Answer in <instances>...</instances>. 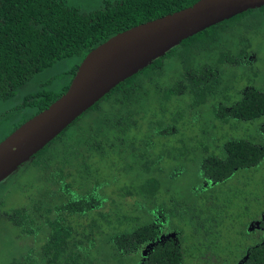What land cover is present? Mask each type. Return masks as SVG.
<instances>
[{"label":"trees","instance_id":"obj_1","mask_svg":"<svg viewBox=\"0 0 264 264\" xmlns=\"http://www.w3.org/2000/svg\"><path fill=\"white\" fill-rule=\"evenodd\" d=\"M195 1L106 0L82 11L0 0V129L10 123L0 140L62 94L97 44ZM263 15V5L246 9L182 39L19 166L34 174V195L0 215L26 245L4 264H264V239L247 229L264 226L259 206L238 219L260 199L255 187L264 191V63L251 47ZM50 69L47 90L3 110Z\"/></svg>","mask_w":264,"mask_h":264},{"label":"water","instance_id":"obj_2","mask_svg":"<svg viewBox=\"0 0 264 264\" xmlns=\"http://www.w3.org/2000/svg\"><path fill=\"white\" fill-rule=\"evenodd\" d=\"M262 5L264 0H196L187 7L128 27L97 44L80 60L62 94L0 140V182L114 85L152 59L214 23ZM250 228L248 225L247 229Z\"/></svg>","mask_w":264,"mask_h":264},{"label":"rangeland","instance_id":"obj_3","mask_svg":"<svg viewBox=\"0 0 264 264\" xmlns=\"http://www.w3.org/2000/svg\"><path fill=\"white\" fill-rule=\"evenodd\" d=\"M103 1L106 0H66L67 4L82 11L94 9L99 6L100 3H102ZM255 20L257 23L261 21V26L259 29H257V33L253 34V37L251 39L253 44H251V47H257L258 53L256 61L254 63L256 64V66L259 65L258 67H260V65H263L264 63V15L261 18ZM70 64L71 63L69 61L61 63L56 70L64 69ZM43 72L45 73L44 75L42 74ZM43 72L39 75H34L27 83L20 86L15 91L13 99L9 100L8 102H5L3 110L8 109L9 107L12 108L26 97H36L39 92L47 90L44 88V83L50 82L52 74H54V72L56 71L50 69ZM228 74V70H226L225 75ZM38 82L43 87H40V85L37 84ZM20 114L21 113H18V115ZM4 116L5 115L2 113L0 115V119H2ZM9 126L10 123L7 124L5 128L3 125V127L0 129V134L5 133L6 129L9 130ZM18 169L12 175H9L7 178L0 182V215L7 214L10 212V210L18 208L20 206L28 205L31 199L33 198L34 194L32 189L33 186L31 185V180L32 176L34 177V174H30L31 169L29 168H25L23 170ZM39 175L40 174L38 173V177ZM229 181L230 185H233L235 183V178L228 180V182ZM21 189H23V191H21ZM255 190V194L260 197V199L258 200L256 205H254L253 203L249 205V211H242V213L238 216L240 222L246 223L248 219L254 217L255 211L258 209L257 206H259V211H257V213L261 214V212L264 210V198H261V196H263L264 194V191H260L258 187H255ZM240 204V202H234L232 208L238 210ZM4 219L6 218H0V264H4L5 258H7L13 253H18L19 251L23 250L26 246L25 244H19L16 241V239L14 238L16 228L13 227L11 223H9L7 220L4 221ZM257 235L262 237V235L259 233H257ZM26 236V234H23L21 238H26ZM44 239L45 238H43V241Z\"/></svg>","mask_w":264,"mask_h":264},{"label":"flooded vegetation","instance_id":"obj_4","mask_svg":"<svg viewBox=\"0 0 264 264\" xmlns=\"http://www.w3.org/2000/svg\"><path fill=\"white\" fill-rule=\"evenodd\" d=\"M247 23V22H246ZM246 23H245V25H246ZM244 25V26H245ZM216 71H218V68H216ZM228 95H229V99H230V94L229 93H227ZM229 107H230V105H226L225 106V108H226V110L227 109H229ZM260 218L262 219V221H264V211H262V213H261V215H260ZM255 221H257L258 222V220L257 219H253L252 221H251V223H250V225H251V227H253V226H255V228L254 229H256V231L258 232V233H261L262 234V237H259V235H255L254 236V240H255V242H257V241H259V243H260V240H262V239H264V226H257V224L255 223ZM252 229V228H251ZM168 234V236H173V232H171V233H167ZM166 235V234H165ZM143 248H145V245H144V247H142L140 250H141V253H145V249H143ZM243 260H244V256H243V259H242V262H243ZM241 262V264H243Z\"/></svg>","mask_w":264,"mask_h":264},{"label":"clouds","instance_id":"obj_5","mask_svg":"<svg viewBox=\"0 0 264 264\" xmlns=\"http://www.w3.org/2000/svg\"><path fill=\"white\" fill-rule=\"evenodd\" d=\"M178 45V44H177ZM171 49V48H170ZM222 67H224V66H222Z\"/></svg>","mask_w":264,"mask_h":264}]
</instances>
